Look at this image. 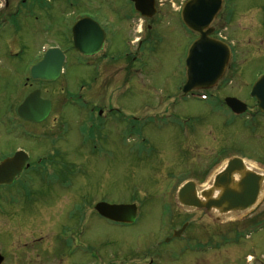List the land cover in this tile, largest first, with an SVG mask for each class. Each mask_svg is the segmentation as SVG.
<instances>
[{
    "label": "rangeland",
    "instance_id": "374dc122",
    "mask_svg": "<svg viewBox=\"0 0 264 264\" xmlns=\"http://www.w3.org/2000/svg\"><path fill=\"white\" fill-rule=\"evenodd\" d=\"M19 1L11 0V5L19 4ZM171 1H167V6H170L172 11L160 20L162 32L166 34L167 40L159 45L158 51L155 49L153 52L152 58L157 51L154 68L148 72L136 73L132 70L128 73L127 70L122 72L118 60L102 61L101 56L91 59L93 62L89 65L90 58L71 47L75 20L87 12L97 18L107 30L104 53L121 59L126 52L136 50L130 43L134 36L127 24L122 26L120 13L111 7L106 8L107 5L127 6L128 0H41V4H36L34 14L20 23H11L9 28L0 31V58L4 59L0 62V116L6 109L7 100H10L7 98L8 93H14V103L21 101L19 98L25 90L20 88L23 84H18V80L28 75L30 67L39 60L44 49L53 44L67 49L68 56L62 78L52 86L53 88L46 89L47 95L56 94L55 97H61L63 103L65 94L76 97L81 92L83 99L86 95L95 100L97 92L96 95L99 93L103 96L102 100L114 102V106L119 108L121 113L111 114L108 129L104 128L106 130L101 132L102 136L95 144L81 145L77 139L84 138L80 137V134L75 137L70 135L71 139L63 144V150L68 156L66 158L77 161L78 167L73 172L61 174L72 179L73 197L85 195L89 199L102 198L100 196L106 193L104 200L111 203L134 202L139 208L138 218L131 225L102 220L96 213L92 215V221L88 222V245L97 246V251L101 250L105 254V264H150L147 259L154 260L152 264H264V227L262 230H256V233L245 241L222 243L218 250L190 253L184 251L186 238L190 234L198 236L200 228L197 211L188 212L178 201V190L182 183L195 180L203 174L202 170L199 171L202 167L200 164L196 166L197 171L189 170L190 166L195 164L194 161H205L204 156L198 154L205 152V155H208L227 140V149L264 163V129L254 134L253 129L247 132L239 121L234 126L224 124L222 117L210 111L208 100L192 96L180 99L186 81L185 59L181 54L180 43L190 42L191 33L180 24L179 19L176 20V9L182 0ZM1 4H5V0H1ZM252 69L244 74L247 88L257 73L264 70V64L256 63ZM98 75L101 80L109 78L110 85L105 88V94H102V82L101 85L97 84L95 90L89 89V79ZM53 89L55 90L52 91ZM248 91L249 89L243 92V89L234 87L229 93L246 100L245 93L248 95ZM152 107V111L161 114L173 110L179 111L175 116L192 117L197 126L193 127L195 132L192 135L195 141L189 148H195L197 151H188L189 148L185 147L182 153L181 145L185 146L187 142L169 139L166 141L161 131L155 132L151 129L148 138L152 142L131 132V128L123 120V115L127 120H132L134 116L145 117ZM68 110L70 109L66 111ZM84 112L85 110L77 105L67 116L75 118L77 126L81 120L79 117L85 118ZM5 113L0 117V121ZM199 114L200 119L196 116ZM58 121L49 120L47 125L51 126L46 125L45 129L59 125ZM17 128L23 134L22 129ZM8 129L0 128L2 155L18 145H23L32 151L33 155L41 156V140L38 142L18 137L14 131ZM251 132L253 134H249ZM217 135L221 136L216 144L213 137ZM158 152L161 156L157 155ZM36 161L37 158L32 157L31 163L41 170V164L35 163ZM26 174L31 177L28 190L32 200L12 206L13 218L7 208L12 204L6 206L4 201L0 200V209L8 212V215H0V254L5 257V264H41V241L52 239L50 230L66 227L67 215L73 208L68 206L65 210L55 206L54 200L57 196L49 191L54 190L46 183L48 177L43 178V174L38 170H30ZM18 191L20 195L23 194V190ZM3 195L6 196L7 193ZM72 201L76 202L74 206L79 203L78 200ZM90 206L91 204L88 212H95ZM41 207L50 209L43 213ZM261 208H264V204ZM188 219H195L194 225L178 239L171 240L172 233L170 236L167 234L175 228L178 229L180 224L183 226V222ZM237 238L242 236L237 235ZM160 241L164 243L161 244ZM250 257L253 259L248 261ZM83 260L85 262V259Z\"/></svg>",
    "mask_w": 264,
    "mask_h": 264
},
{
    "label": "flooded vegetation",
    "instance_id": "af4514ba",
    "mask_svg": "<svg viewBox=\"0 0 264 264\" xmlns=\"http://www.w3.org/2000/svg\"><path fill=\"white\" fill-rule=\"evenodd\" d=\"M167 1H170L168 3L172 2L171 0H140L143 6L142 9L145 12H153L151 16L146 17L137 11L136 2L133 0H128V5L122 7L107 5L106 8L111 7L114 11L120 13V18L123 24L122 26L127 24V28L131 30L134 38L130 43L132 46L134 45L136 47V50L126 52L121 59L117 56L114 57L109 53H104L103 49L107 44L105 39L101 52L87 56L90 58L88 64L91 65L93 62L91 59L94 60L97 56H101L102 61L109 59L118 60L121 65L120 67H122V72H125V70H127L128 73L132 70L136 73L151 71L154 68L156 54L158 47H160L159 45L167 40L166 34H163L162 32L163 27L162 25L160 26V20H163V18L166 17V14L169 11H172L170 6H167L169 5ZM189 1L190 0H182L180 6L176 9V20L179 19L180 24L187 30V32L191 33L190 42L182 41L180 43L181 54L184 55L185 59V69L187 66L190 45L199 36L198 33L192 31L185 23H183L180 18V13H178L185 9L186 4ZM36 4H41V0H28V2L27 0H20L19 4L13 5H11V0H5V4L0 5V31L9 28L11 23H20V21H24L26 17H30L34 14ZM103 8H105V6ZM81 17L82 16H78L75 22ZM205 30H211L210 36L212 38L218 39L227 45L229 49V58L222 73V77L215 86L209 87L208 89L199 88L191 94H197L198 96L202 93L207 94L210 111L213 114L222 117L224 124L234 126L239 121L241 126L247 132L253 129V131H255L254 134L263 130L264 111L260 109L257 96H253L252 89L255 80L264 74V70L257 73L248 88L244 81V79H246L244 74L253 70L252 66L254 64H264V0H222V5L216 13L214 20L210 26L205 28ZM171 44L173 45L172 42ZM155 49H157V51L152 58ZM42 58L43 56L39 60ZM2 60L4 59L0 58V62ZM102 61L97 62L101 63ZM97 71L100 72L99 70ZM61 78L62 73L53 81L33 79L31 77V70L29 69L28 75L22 80H18V84H23L20 88L25 90V93L19 98L21 101L18 104L16 102L14 103L12 101L14 93L11 95L8 93L7 98L10 100H7L5 106L6 109L4 110L6 113L4 118L0 121V128H9L8 130L14 131L15 136L18 137H25L38 142L41 140V156L36 154L33 155V152L23 145L14 147L12 151H7L4 155L0 153V165L6 159L12 158L18 150H23L28 154V159L25 161V164H23L20 174L15 176L10 182H0V200L4 201L6 206L12 204L7 206V208L9 210V215L13 218L12 213L14 212V209L12 206L25 204L33 198L28 190V183L31 177H27L26 172L30 170H38L39 173L43 174V178L48 177L47 181L46 179L44 180L49 187L52 186L54 191L49 190L51 194L56 193L57 197L54 200L55 206L58 205V208L65 210L68 206H70L69 208L73 207L71 208V212L67 215L68 220L65 223L66 227L59 230H50L49 232L52 233V239H44L41 241V264H55V261H57L56 264H105V254L102 253L101 250L97 251V246L88 245L90 242L87 241L89 240L90 235L88 222L92 221L91 217L94 213L100 216L102 220L110 221L96 210V205L101 202H111L104 200L103 197H105L106 193L100 196L102 198L93 197L89 199L87 196L85 197V195L73 197V181L70 177L62 175L61 173L73 172L78 166L77 161H72L69 158H66L68 156L64 154L65 151L63 150V144L67 141L69 142L71 137H75L76 134H80V137L84 138V140L77 139L81 145L85 144L89 146L99 142L102 136L101 132L109 127L107 124L111 119V114L121 113V111L114 106V102L111 100H102L103 96L99 93L96 95L97 92H95V100L86 95L85 99H83V94H80V92V101L77 100L78 95L75 97L72 94H69L68 96L65 94L63 103L61 102V97H55L56 94L52 93L51 95H47L46 89L53 88L52 86L59 82ZM22 81L24 82L21 83ZM101 82L105 84L102 85V94H105V88L110 85L109 78L101 80L99 75L94 78L92 76L88 81L90 84L89 89L94 88L95 90L97 84L101 85ZM233 83H235V85ZM232 87H237L240 90L243 89V92H246V90L249 89L248 95L245 93L247 99L245 100L238 95L230 94L229 92L233 90ZM213 89L215 90L213 91ZM54 90L55 89L52 91ZM35 91L40 92L41 100L50 101L48 116L38 122L27 120L21 117L18 112L19 105L27 96ZM107 93L109 94L108 90ZM191 94H182L180 99L184 100L190 98ZM228 97L240 99L246 105V111L241 114H236L227 103ZM14 99L16 100L17 97H14ZM77 105L85 110L83 114L85 118L79 117L81 120L76 126L77 123L75 122V118L68 117L67 113L70 112L71 109L77 107ZM44 106L45 104H41V111L44 109ZM67 109L70 110L66 111ZM153 109L154 108L152 107L150 112L146 113L147 115L145 117L134 116L132 120H127L123 115V120L127 122L128 127L131 128V132L143 139L152 142V140L148 138V133L153 129L155 132H163L166 141L169 139L170 141L182 140L183 142H187V145H181L182 153L185 151V147L189 148L192 146V142L195 141V137L192 135L195 132L193 127L197 126L192 117L175 116L179 111L173 112V110L169 113L164 114L163 112L161 114V112L152 111ZM196 116L200 119V114ZM49 120H59V125H52L49 129H45ZM71 120L72 122H70ZM129 122L131 123L129 124ZM72 124L74 127H72ZM211 125L213 126L212 123ZM17 127L22 129L23 134L20 133ZM105 127L106 129H104ZM211 134H213V132H211ZM249 134H253V132ZM220 136L221 135H217V137H213L216 144L220 139ZM154 140L157 141V139ZM227 142H229V140L222 143V145H219L217 148L215 147L213 152L208 155H205V152L203 154H198V156H204L205 161L202 162V159L198 162L194 161L195 164H192L189 168V170H196L197 164H200L202 167L199 168V171L202 170L203 174H201L200 177L195 178L196 181L194 179L185 181L194 183L196 189L195 194L200 203V207L195 208L184 206L188 212L193 210L197 211L198 225L200 227L198 236L190 234L186 238V243L184 245V251L186 253L218 250L222 243L232 244L234 242L237 243L238 240L245 241L247 237L251 238L252 234L256 233V230L254 232V225L256 224H259V229L257 231L263 229L264 208H261V206L264 204V163L257 162L239 152L227 149ZM188 151L196 152L197 150L195 148H189ZM157 155L161 156V153L158 152ZM32 157L37 158L35 163L41 164V170H39L36 164L31 163ZM234 159L242 160L243 164H241V166L238 164L234 165L235 170L230 174L232 187L236 189L245 179L247 173L252 172L261 177V180L259 181V195L257 196L255 206L250 209L242 211H222L220 207L214 205V201L219 200L223 193L222 189L215 186V178L217 175L224 172L225 169H227L229 162ZM250 162L256 167L249 168L247 163ZM16 168L17 167H13L10 171L9 169L6 170L12 172L16 171ZM107 172L108 171H105V173ZM102 186H104V184H102ZM18 190H23V194L20 195ZM4 193H7V195L4 196ZM72 200L79 201L77 206H74L76 202L74 203ZM90 204L95 212H88ZM49 209L50 208H48V210ZM45 210L48 211L47 208L44 209L41 207L43 213H46ZM0 212H2L0 215H8V212H3L1 209ZM138 214L139 208L137 218ZM56 223L57 220L55 224ZM183 223L185 228L183 229L182 234L184 235L189 231V227L194 225L195 219H188ZM183 226L180 224L178 229ZM82 227L84 228L81 229ZM175 229L170 231L167 235L170 236L171 233V235H173ZM192 233L194 232L192 231ZM237 235H241L242 238H237ZM159 243L163 244L164 242L160 241ZM83 259H85V262ZM147 260H149L148 262L150 264L154 263V260ZM248 261H251V259L249 258ZM5 262L6 261L3 260L0 264H5Z\"/></svg>",
    "mask_w": 264,
    "mask_h": 264
},
{
    "label": "water",
    "instance_id": "95a60500",
    "mask_svg": "<svg viewBox=\"0 0 264 264\" xmlns=\"http://www.w3.org/2000/svg\"><path fill=\"white\" fill-rule=\"evenodd\" d=\"M137 8H143L140 0H135ZM222 0H190L182 11L184 22L200 37L194 41L187 58V81L184 87L185 92H189L199 87H209L214 85L223 73L229 56V49L223 42L215 40L209 36L211 30H205L213 21L216 13L221 7ZM152 15L153 12H144ZM74 47L81 54L90 55L101 51L105 41V31L100 24L89 17L81 18L72 28ZM65 61V54L59 47L47 50L45 57L32 67V76L35 79H56L61 72ZM255 95L257 96L260 108L264 110V76L256 83ZM228 104L234 110L240 112L246 106L235 98H228ZM41 104H45L41 111ZM50 101L41 100L40 92L36 91L26 98L19 107V114L35 122L41 121L48 116ZM27 158L16 155L0 166V182H10L20 173ZM241 166L242 160L234 159L229 162L227 169L216 176L215 186L223 190L219 200L214 201V205L220 207L222 211L243 210L251 207L259 195L260 176L249 172L245 179L233 188L231 183V173L235 170L234 165ZM17 167L16 171L8 172L6 168ZM5 169V170H3ZM10 171V170H9ZM193 182L187 183L179 192V201L188 206L200 207L195 194ZM213 203V202H212ZM96 209L105 217L115 221L133 222L136 219L137 207L135 204H108L101 202ZM184 228L176 232L179 235ZM3 258L0 256V263Z\"/></svg>",
    "mask_w": 264,
    "mask_h": 264
},
{
    "label": "bare ground",
    "instance_id": "6f19581e",
    "mask_svg": "<svg viewBox=\"0 0 264 264\" xmlns=\"http://www.w3.org/2000/svg\"><path fill=\"white\" fill-rule=\"evenodd\" d=\"M247 165H248L249 168H255V167H256V166H255L253 163H251V162H250V163H247Z\"/></svg>",
    "mask_w": 264,
    "mask_h": 264
}]
</instances>
